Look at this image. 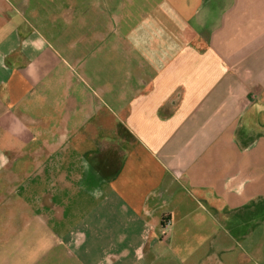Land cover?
I'll return each instance as SVG.
<instances>
[{
  "label": "crops",
  "instance_id": "crops-1",
  "mask_svg": "<svg viewBox=\"0 0 264 264\" xmlns=\"http://www.w3.org/2000/svg\"><path fill=\"white\" fill-rule=\"evenodd\" d=\"M58 2L96 87L51 110ZM218 223L264 264V0H0V264H233Z\"/></svg>",
  "mask_w": 264,
  "mask_h": 264
},
{
  "label": "rangeland",
  "instance_id": "rangeland-1",
  "mask_svg": "<svg viewBox=\"0 0 264 264\" xmlns=\"http://www.w3.org/2000/svg\"><path fill=\"white\" fill-rule=\"evenodd\" d=\"M59 4L61 3L58 2V5L56 6L58 14L55 16L56 20L54 22L56 36L48 38L49 41H51V44L55 46L58 54V59H56V69L51 79V90L46 92L44 86L42 85L41 87L42 95H49L51 98V103L48 107L51 110H60V108H63L61 106H63L65 97L73 99L74 105H77L78 102H81L82 95L86 93L91 94V86L94 88L96 87V85L89 84L90 88L88 91L86 90L89 83L88 79H91V75H88L85 70L83 71L81 66V52L84 38L81 35L79 27H71V22L65 19L63 11L60 13V9L63 5ZM39 29L43 31L44 27L40 26ZM213 232L214 236H218V238H227L229 240L231 245L228 252H231L233 256H238L236 262H233V264H241L242 262H240V258L241 255L244 254L243 249L247 248V245L242 242L244 237L236 230L225 228L219 223ZM202 235L205 236L204 234ZM230 237L233 238V241L230 240ZM192 247L193 246L185 245L182 246L181 249H183L184 254H186L189 253ZM211 247L212 245L208 242L200 246H195V258H200L201 260L205 259L211 252ZM222 248L223 246H217L218 252H220ZM183 263L188 264L186 261L177 264ZM248 264H253V261L249 260Z\"/></svg>",
  "mask_w": 264,
  "mask_h": 264
}]
</instances>
